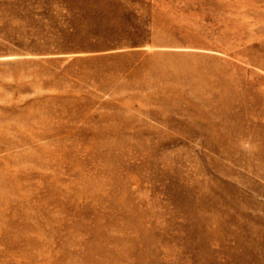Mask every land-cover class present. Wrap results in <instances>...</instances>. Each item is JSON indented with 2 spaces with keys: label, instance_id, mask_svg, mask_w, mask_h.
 <instances>
[{
  "label": "rangeland",
  "instance_id": "rangeland-1",
  "mask_svg": "<svg viewBox=\"0 0 264 264\" xmlns=\"http://www.w3.org/2000/svg\"><path fill=\"white\" fill-rule=\"evenodd\" d=\"M0 264H264V0H0Z\"/></svg>",
  "mask_w": 264,
  "mask_h": 264
}]
</instances>
